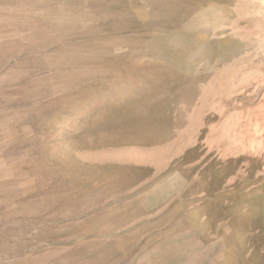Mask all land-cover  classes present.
I'll return each mask as SVG.
<instances>
[{
  "label": "rangeland",
  "instance_id": "obj_1",
  "mask_svg": "<svg viewBox=\"0 0 264 264\" xmlns=\"http://www.w3.org/2000/svg\"><path fill=\"white\" fill-rule=\"evenodd\" d=\"M0 264H264V1L0 0Z\"/></svg>",
  "mask_w": 264,
  "mask_h": 264
},
{
  "label": "bare ground",
  "instance_id": "obj_2",
  "mask_svg": "<svg viewBox=\"0 0 264 264\" xmlns=\"http://www.w3.org/2000/svg\"><path fill=\"white\" fill-rule=\"evenodd\" d=\"M261 1H264V0H261Z\"/></svg>",
  "mask_w": 264,
  "mask_h": 264
}]
</instances>
